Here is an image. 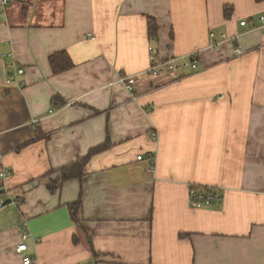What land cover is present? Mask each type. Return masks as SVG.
I'll use <instances>...</instances> for the list:
<instances>
[{
  "label": "crops",
  "instance_id": "crops-1",
  "mask_svg": "<svg viewBox=\"0 0 264 264\" xmlns=\"http://www.w3.org/2000/svg\"><path fill=\"white\" fill-rule=\"evenodd\" d=\"M261 17L264 0H8L0 264H264ZM149 46L178 59L175 80L145 73ZM59 51L72 67L54 74ZM8 63L25 73L6 82ZM119 75L134 77L133 94ZM76 162L81 176L57 185ZM190 187L222 199L192 208Z\"/></svg>",
  "mask_w": 264,
  "mask_h": 264
},
{
  "label": "built area",
  "instance_id": "built-area-1",
  "mask_svg": "<svg viewBox=\"0 0 264 264\" xmlns=\"http://www.w3.org/2000/svg\"><path fill=\"white\" fill-rule=\"evenodd\" d=\"M8 4V0H0V15L4 13L5 6ZM261 25L259 26L260 29H264V17L260 18ZM241 26H246V20H242L239 22ZM210 37L213 40L214 44V38L215 35L213 32H210ZM221 39H226V34L220 35ZM149 51V61L150 65L146 69L145 73L150 76H163L165 80L173 81L175 78V73L179 71L181 64L178 63V59L175 57H169L167 59H156L155 53L153 51L152 46L148 47ZM191 60L186 61L184 63V66H189L192 70L197 68V59L195 57V54H192L190 56ZM6 69L8 70V76L6 82H10L13 79H16V76L22 75L25 73V69L23 67L17 66L14 63H8L6 64ZM119 84H122L127 90L130 91V93L133 94L132 89L134 85V77L128 76V75H119L118 79L116 80ZM34 123H36L34 121ZM143 158L142 155L138 156L137 159ZM6 176V173L4 171L0 172V177L4 178ZM214 191V192H212ZM222 197L218 193L216 189H210L209 192L202 189H194L190 188L189 190V205L192 208L199 209L205 206H209L212 204L213 201H221ZM20 201V197L16 196L13 200H10V203H18ZM7 202L0 199V207H3L6 205ZM17 229L19 231L20 235V243L16 246L15 251L16 253L22 254L24 251H26V244L25 240L29 233L27 232V223L26 221H21L17 225ZM23 264H29L31 262V259L28 256H24L22 258Z\"/></svg>",
  "mask_w": 264,
  "mask_h": 264
},
{
  "label": "trees",
  "instance_id": "trees-1",
  "mask_svg": "<svg viewBox=\"0 0 264 264\" xmlns=\"http://www.w3.org/2000/svg\"><path fill=\"white\" fill-rule=\"evenodd\" d=\"M258 2L262 1V0H256ZM157 24L154 18L148 17L147 18V33H148V37L149 38H153L157 35ZM49 64H50V68L52 70V72L54 74L60 73L64 70H67L69 68L72 67V62L68 56V54L65 51H59L56 52L52 55L49 56ZM98 149H94L92 151H90V154H92L94 151H97ZM82 162V161H81ZM81 162H76L67 166H64L62 168L59 169V173H60V179L56 180L55 183L57 185L61 184L63 181L67 180V179H71L73 177H79L82 174V166ZM190 188H194V189H202L201 187H190ZM205 191H208L210 189H216V188H210V187H205L203 188ZM214 192V191H212ZM81 203L78 200H76L73 203H69L68 204V208H69V212H70V216L71 219L73 220V222L76 224V226L81 225L80 223V206Z\"/></svg>",
  "mask_w": 264,
  "mask_h": 264
}]
</instances>
